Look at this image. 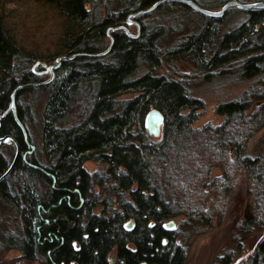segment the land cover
<instances>
[{
  "label": "trees",
  "instance_id": "1",
  "mask_svg": "<svg viewBox=\"0 0 264 264\" xmlns=\"http://www.w3.org/2000/svg\"><path fill=\"white\" fill-rule=\"evenodd\" d=\"M155 1L0 0V114L18 84L51 77V71L48 78L45 69L33 68L45 63L40 58L51 65L61 55L106 50L108 27L131 29L128 14ZM195 1L213 8L227 0ZM171 5L186 6L167 1L159 9ZM234 9L243 18L228 28L222 17L194 10L201 23L164 51L166 26L146 23L145 14L134 17L142 26L138 37L111 30L115 41L105 55L64 59L51 82L19 89L16 111L27 134L13 112L0 119V138L8 136L0 142V178L19 149L0 180V200L15 210L19 230L3 232L0 241L27 259L50 257L56 264H112V256L116 264H186V248L175 240L180 231L165 229L167 220L183 216L190 234L204 231L222 217L236 174L246 178L249 199L264 210V155L247 153L251 137L264 127V7H231L225 15ZM178 58L205 76L233 74L259 84L216 104L222 123L195 128L204 100L191 94L184 78L158 71L175 68ZM130 91L137 94L119 97ZM40 92L47 97L35 138L28 124ZM26 94L34 96L31 103ZM75 104L81 118L70 124ZM152 108L165 116L159 140L145 126ZM88 160L107 168L90 173ZM217 167L222 172L212 178ZM95 183L107 192H94ZM130 219L135 223L128 229ZM256 219L248 214L241 233L251 231ZM216 260L231 264L232 252ZM238 264H264V236Z\"/></svg>",
  "mask_w": 264,
  "mask_h": 264
},
{
  "label": "rangeland",
  "instance_id": "2",
  "mask_svg": "<svg viewBox=\"0 0 264 264\" xmlns=\"http://www.w3.org/2000/svg\"><path fill=\"white\" fill-rule=\"evenodd\" d=\"M207 1L214 2L216 0ZM186 6L171 5L162 9L158 7L152 12L144 15L143 20L146 23L152 26H166L167 32L160 44L163 51L170 47L176 40L183 37L189 30L201 23L200 17L195 14L194 10H189ZM10 8L11 7H8L7 12L10 11ZM219 8L220 6L211 9ZM221 17V25L224 28H228L240 21L243 18V14L234 9L228 13V15L224 14ZM130 26L132 31H137L136 24L132 23ZM38 38H43V32ZM44 38L47 40L46 36ZM47 43L50 44V39L47 40ZM39 60L46 63L42 58ZM45 63L36 64L34 68L36 71L45 69V75L49 78L50 64ZM174 64L175 68L163 65L158 71L168 73L174 77L184 78L187 81L191 94L201 98L205 102V107L200 110V116L193 125L195 128H201L209 122L213 125L222 123L225 117L215 111L216 104L223 100L236 98L245 89L252 85L259 84L255 79L240 80L233 74H213L205 76L203 72L195 67L192 61L186 58H178L174 61ZM39 94L37 106L35 107L34 121L28 124L30 132L34 137L40 134L42 107L47 97L43 92ZM136 94V92L130 91L121 94L119 97L130 98ZM25 99L26 103H31V101L34 100V96L32 97L26 94ZM259 102L260 100L254 101L249 112H251ZM80 109L79 104H75V107L69 113L68 123L72 124L80 120ZM161 136L162 133L158 136L151 135L155 140H159ZM36 141L38 143L37 139ZM37 152L38 151H36V153ZM247 153L250 155H264V127L251 137L248 143ZM84 166L90 173L100 172L107 168L106 163L97 160H88L85 162ZM221 172V168L217 167L212 171L211 177L213 178ZM234 179L233 189L225 198L222 217H214L211 224L208 225L204 231L190 234V228L183 224V216H177L173 219L175 222L172 227L173 231H180V233L175 235V240L178 244L186 248V264H223L221 261H215V257L218 254L223 255L228 251L232 252L233 261L240 256L247 260L260 239L264 236V224L260 221L261 219L264 220L262 217L264 216V210L261 208L260 202H254L249 199L247 182L244 176L236 174ZM94 192H107V190H102L100 185L95 183ZM99 209L100 207L97 208L96 211ZM248 214L250 220L258 218L256 219L257 222L253 224L251 231L248 233H241L242 225L246 221ZM7 230L15 232L19 230L17 214L12 207L0 200V240H2L3 232ZM186 232H188V235ZM0 264H53V261L50 257H48V259L43 257L34 260L27 259L22 255L20 249L7 247L6 244L0 241ZM112 264H116L114 259Z\"/></svg>",
  "mask_w": 264,
  "mask_h": 264
},
{
  "label": "water",
  "instance_id": "3",
  "mask_svg": "<svg viewBox=\"0 0 264 264\" xmlns=\"http://www.w3.org/2000/svg\"><path fill=\"white\" fill-rule=\"evenodd\" d=\"M167 1L180 2L182 4H185V5L193 8L194 10H196V11H198L204 15H208V16H212V17H221L231 7H238V8H243V9H250V8H254V7H264V0H253V1H249V2H243L241 0H227L219 9H211V8L203 7L198 2H196L195 0H157L147 8L138 10L136 12H131L130 14H128V16H127L128 23H130V24L133 23V24H136V26H137V31L135 33L132 32L131 29L125 24L119 25V26H109L107 29V32H108L109 37H110V44L106 50H103L101 52L80 51V52L74 53L72 55H61L58 57L57 62H55L54 64H51L49 66V69L51 71V77L49 79H47L45 81H39V82L34 81V82L18 84L15 87V89L13 90L11 103H10L9 107L2 114H0V119L4 118L10 111L13 112L16 120L22 126L23 131L26 135L27 134L26 128L23 125V123L19 120V118L17 116V111H16V93L19 89L25 88L28 86H32V85L47 84V83L51 82L55 78L54 68L60 66L64 59H73L76 56H102V55H105L106 53H108L110 51V49L112 48L114 41H115V37L111 33V30L123 29V30H125V32L130 37H132V38L138 37L139 34L141 33L142 26H141V23L137 19H134V17L150 13ZM38 63H40V61L36 62V64H38ZM35 65L33 66V68L35 67ZM164 120H165V116H164L163 112L158 108H152L145 115V126L147 127L148 131L152 135L158 136L162 133ZM7 137H8L7 135L1 137L0 142L4 141ZM18 153H19V149L16 153L15 159H14L13 163L11 164L10 168L1 176L0 180L4 176H6L10 172V170L12 169L14 162L16 161V158L18 156ZM134 223H135V221L133 219H130L125 224V226H126V228L131 229L134 226ZM174 224H175L174 220L170 219L169 221L164 223V227H166V228L173 227ZM111 260H113V256L111 257ZM240 261H242V257L238 258L236 260V262H234V264H237ZM53 264H56V263L53 262ZM142 264H147V262H142Z\"/></svg>",
  "mask_w": 264,
  "mask_h": 264
},
{
  "label": "flooded vegetation",
  "instance_id": "4",
  "mask_svg": "<svg viewBox=\"0 0 264 264\" xmlns=\"http://www.w3.org/2000/svg\"><path fill=\"white\" fill-rule=\"evenodd\" d=\"M165 229H167V230H169V231H173V229H172V227H169V228H166V227H164ZM164 242H167V239L165 238V240H164ZM240 257H242V256H240ZM239 257V258H240ZM238 259V258H237ZM236 259V260H237ZM236 260L235 261H233L231 264H234V262H236ZM242 260H243V258H242ZM113 260H111V262H112ZM143 262H146V261H143ZM142 264V263H141ZM148 264V263H147ZM238 264V263H237Z\"/></svg>",
  "mask_w": 264,
  "mask_h": 264
}]
</instances>
